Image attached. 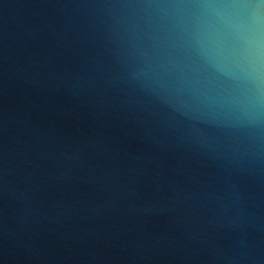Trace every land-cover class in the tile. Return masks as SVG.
Returning a JSON list of instances; mask_svg holds the SVG:
<instances>
[{
    "label": "water",
    "instance_id": "95a60500",
    "mask_svg": "<svg viewBox=\"0 0 264 264\" xmlns=\"http://www.w3.org/2000/svg\"><path fill=\"white\" fill-rule=\"evenodd\" d=\"M0 264H264V0H0Z\"/></svg>",
    "mask_w": 264,
    "mask_h": 264
}]
</instances>
